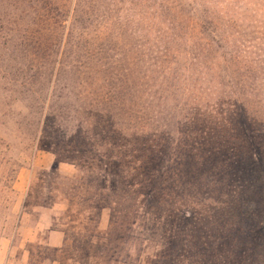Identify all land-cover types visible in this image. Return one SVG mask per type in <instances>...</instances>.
Masks as SVG:
<instances>
[{
    "label": "rangeland",
    "instance_id": "1",
    "mask_svg": "<svg viewBox=\"0 0 264 264\" xmlns=\"http://www.w3.org/2000/svg\"><path fill=\"white\" fill-rule=\"evenodd\" d=\"M263 53L264 0H0V264H264Z\"/></svg>",
    "mask_w": 264,
    "mask_h": 264
},
{
    "label": "trees",
    "instance_id": "2",
    "mask_svg": "<svg viewBox=\"0 0 264 264\" xmlns=\"http://www.w3.org/2000/svg\"><path fill=\"white\" fill-rule=\"evenodd\" d=\"M263 54L261 55V57H263V59H262V61H260L261 68L264 66V55ZM231 55H232L234 60H237V57H241L240 50H235V52H231ZM261 68H260V70H261ZM260 173H263V175H264V170H262Z\"/></svg>",
    "mask_w": 264,
    "mask_h": 264
}]
</instances>
